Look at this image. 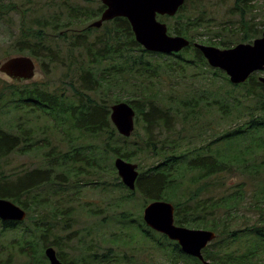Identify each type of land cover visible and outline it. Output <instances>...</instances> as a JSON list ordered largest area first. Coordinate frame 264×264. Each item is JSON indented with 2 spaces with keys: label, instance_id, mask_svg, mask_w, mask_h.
<instances>
[{
  "label": "trees",
  "instance_id": "obj_1",
  "mask_svg": "<svg viewBox=\"0 0 264 264\" xmlns=\"http://www.w3.org/2000/svg\"><path fill=\"white\" fill-rule=\"evenodd\" d=\"M32 1L0 0V19L21 14L16 53L5 61L28 55L45 75L0 81V199L27 214L21 222L0 218V264H51L49 247L74 264L66 247L85 238L76 236V205L95 190L104 196L80 203L81 210L116 227V238L103 240L106 253L97 252L93 238L86 242L92 259L84 264H202L145 224L143 209L154 201L174 204L176 225L216 232L203 251L212 264H264V84L258 74L231 84L194 46L197 39L229 49L259 38L264 22L255 29L251 18L256 0H236V19L221 28L202 19L205 7L195 14L191 0L175 17L159 16L170 35L190 40L171 54L145 50L126 18L92 27L106 9L100 0H64L50 15L28 20ZM121 102L136 111L141 146L137 130L123 137L111 121L112 105ZM59 137L67 152L53 143ZM32 154L37 166L19 164ZM144 156L158 161L137 163L131 191L114 161Z\"/></svg>",
  "mask_w": 264,
  "mask_h": 264
},
{
  "label": "water",
  "instance_id": "obj_2",
  "mask_svg": "<svg viewBox=\"0 0 264 264\" xmlns=\"http://www.w3.org/2000/svg\"><path fill=\"white\" fill-rule=\"evenodd\" d=\"M106 7L101 18L91 26L101 28L105 22L126 18L132 26L136 41L149 52L171 54L182 51L190 45L183 36L170 35L168 25L159 16L174 17L186 0H101ZM201 51L208 64L225 72L233 85L246 83L254 73L264 71V31L252 43H241L229 49H220L200 43L194 44ZM35 61L30 57H11L0 67V72L16 81H30L35 75ZM264 84V76L259 77ZM136 111L126 102L111 107V121L123 137H131L136 128ZM115 169L122 183L135 190L139 177V166L121 157L114 161ZM143 220L152 230L165 235L181 247L184 254L195 257L202 264H212L204 257V250L217 238L214 231L192 229L175 223V206L167 201H154L143 210ZM26 212L12 201L0 199L2 220L24 221ZM51 264H64L53 247L46 249Z\"/></svg>",
  "mask_w": 264,
  "mask_h": 264
},
{
  "label": "rangeland",
  "instance_id": "obj_3",
  "mask_svg": "<svg viewBox=\"0 0 264 264\" xmlns=\"http://www.w3.org/2000/svg\"><path fill=\"white\" fill-rule=\"evenodd\" d=\"M3 1L5 3H9L11 1V2H17L18 4H22L26 0H3ZM74 1L77 0H70L69 3L71 4ZM32 2L34 9L28 14L27 16L28 20L32 18H39L42 16L50 15L53 11L58 9L59 7L58 4L63 3L64 0H34ZM49 2L52 3L49 4ZM235 3L236 0H203V1L191 0L190 7L197 6V12L195 14H199V11L201 10L204 11L205 9L202 15V19H204L205 22H208L211 19H213V23L211 24H216L219 28H221L226 25L225 23L227 21L236 19L235 17H232V13H231L232 8L235 6ZM51 5H54V8ZM251 5L254 6L253 12L251 14L252 22L254 28L258 29L260 27L259 23L264 22V0H256L253 3H251ZM26 6H28V4ZM203 7L205 8L203 9ZM20 17H21L20 11H14L9 15L5 16L3 19H0V67L4 62H6L5 57H7L9 54L14 55L16 53L14 51V43L19 37L18 27H19ZM91 23L92 21L86 23L85 25H90ZM172 23H174V21H172ZM230 35L231 33L227 32L225 34V37L229 39ZM214 47L220 48L218 46H214ZM23 56L30 57L28 55H20L14 57H23ZM31 59L33 60V58ZM35 64H36L35 75L32 80L45 79V75L44 72L41 70L42 69L41 66L36 61ZM258 75L264 76V72L259 73ZM51 77L52 76H50L49 78ZM0 81H11V78L6 74L0 72ZM209 87H213V86L209 85ZM225 88L227 89L226 86ZM116 92L119 94L121 98L129 97L127 90H120L118 88ZM136 130L139 133V138H137V140L141 146L142 135L144 134V130L141 127V125L140 126L137 125ZM62 138L63 137H59L58 139L55 138L53 140V143L56 144L60 150L67 152L69 147L67 146V142ZM157 161L158 159H151L148 158V156H144L137 158V160H135V163L138 164L142 163L143 167H149L156 164ZM18 162L19 164L21 165L23 164L27 168L32 166L34 167L39 164V157L35 154L29 156H23ZM237 180H239V178H237ZM82 196L83 198L80 201V203L90 202L92 204H98L99 199L103 197L104 194L101 193L100 191L95 190V191H86L82 193ZM80 203H77L76 205L78 210L77 218H76V228L78 229V234L76 236L80 235L81 237L84 236L85 238L82 241H77L75 245L66 247V251L69 253V255L72 258H74V264H84V262H89L92 259L91 252H89L87 247L84 246L86 242L89 243V241L92 238L95 242H98V244L100 245L99 248H96L98 253H102V252L106 253L107 248H110V246L105 247V244L103 242L104 239L112 240L116 238L112 235L115 232L116 227L113 228V227L101 226L99 219L86 218V214L81 210ZM250 211H252V209L245 210L244 211L245 215L251 216L252 213ZM107 242L110 243V241ZM128 252L131 251L127 249V253ZM113 253H118V252L113 250ZM88 264H96V263H88Z\"/></svg>",
  "mask_w": 264,
  "mask_h": 264
}]
</instances>
